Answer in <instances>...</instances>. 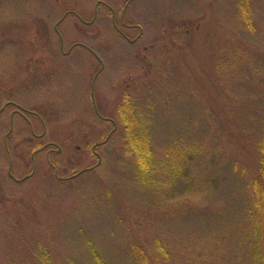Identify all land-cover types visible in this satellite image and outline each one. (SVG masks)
<instances>
[{
  "label": "rangeland",
  "instance_id": "rangeland-1",
  "mask_svg": "<svg viewBox=\"0 0 264 264\" xmlns=\"http://www.w3.org/2000/svg\"><path fill=\"white\" fill-rule=\"evenodd\" d=\"M97 1L0 0V108L11 98L42 119L47 113L49 119L42 124L31 118L29 126L15 117L8 142V122L0 120V222L11 225L0 224V264H37L34 255L42 249L54 264H95V252L107 264H160L154 259L160 238L172 250L164 264H188L191 252L176 250L169 241L189 225L197 231L201 226L187 220L181 198H174L186 190L189 180L195 191L207 185L205 169L213 171L212 167L226 179L211 189L226 212L208 240L229 242L218 247L223 252L216 264H264V221L248 190L260 169V144L256 147L244 138L241 122L230 111L239 101L251 104L250 97L258 96L252 91H264L262 78L256 73L260 84L253 82L246 99L234 103L227 98H232L227 96L230 74L220 73L227 78L225 92L215 70L219 45L231 41L255 49L241 60L246 72L264 68V0H135L126 22H137L145 31L135 46L118 35L110 12L100 8L97 22L79 24L66 38L88 45L102 61L81 47L69 58L44 56L41 33L55 17L48 14L57 6L75 7L88 19ZM103 1L115 7L119 17L128 0ZM52 39L56 41L54 35ZM94 96L106 118L118 116L115 110L125 96L133 98L150 121L153 151L144 137L133 138L132 123L128 131L140 166L134 150L118 135L97 149L102 164L95 173L59 182L99 162L85 141L96 125L102 137L96 143L114 133L112 124L97 119ZM33 129L45 132V140L35 139ZM50 140L58 144L50 156L47 151L35 154ZM218 147L224 150L221 154ZM212 153L217 156L215 165L205 166V157ZM153 161L155 172L150 175ZM232 161L240 162L239 173L230 172ZM184 164L187 169L179 177L177 169ZM10 175L27 177L26 182L17 184ZM236 226L245 231L238 232ZM236 240L242 242L234 245ZM195 260L203 263L196 255Z\"/></svg>",
  "mask_w": 264,
  "mask_h": 264
},
{
  "label": "trees",
  "instance_id": "trees-1",
  "mask_svg": "<svg viewBox=\"0 0 264 264\" xmlns=\"http://www.w3.org/2000/svg\"><path fill=\"white\" fill-rule=\"evenodd\" d=\"M31 7H34V6H31ZM219 46L220 47H219L218 53L220 55V58L218 59V63L215 64L216 74L219 76L216 77L215 74L214 76L216 77L218 83H219V80L223 81L221 82V85L223 86V89L225 90V88L227 87V78L226 76L221 77L220 73L230 74V80H229L230 92L228 93L225 90V92H227V96L232 95V98L227 97L231 99L229 101L235 103L237 102L239 98L246 99L245 94L247 90H250L248 89L250 85L255 81L256 83L260 84L259 79L256 76L257 74L262 78L261 84L264 86V68L263 67L262 68L253 67L252 69L249 68L247 72L243 69L244 63L241 62V60H243L244 57L249 58L251 53L255 50L252 45L244 44L242 42H232L231 41L229 42V44H224V45L220 44ZM239 73H251V74L248 77L241 79V77L239 76ZM218 85H220V83ZM93 91L95 93V85H94ZM254 93H257L258 96L250 97V100H252L251 104L243 105L242 101H239V103L241 104H237V108H235L234 110L231 109L230 111L232 112V116L237 117V119H239L238 122H241L242 131L240 132L242 135H244V138L246 140H250L252 143H255L256 147L260 144L258 147L259 155H260V158H259L260 159V165H259L260 169L258 171V175L249 183L248 190L253 199V206L255 210L257 211L259 219L264 221V116L263 114H260L261 112L264 113V91L263 90L262 92L252 91V94ZM93 99H94L93 107L95 109V114L97 116V119H99L101 122H108L112 124L114 126L113 128L114 133L108 141H105V140L112 133V131L106 138L104 137L105 139L103 140V142L96 143V140H98L99 138H102L101 135L99 137L97 134L99 133L100 127L96 125L95 127L96 130L92 133L90 137L86 138L85 141L91 145L90 148L91 147L93 148L94 145L99 144V147H98V150H99L100 148L103 147L104 144L112 141L114 137L118 135H123L125 139V144L129 146L131 150H134L136 157H137L135 161L138 164V166H140L138 162L139 160L138 155L135 151L137 150L136 145H134L135 141L133 142L132 137L130 136L131 132H129L128 130L130 128V124L133 123L134 124L133 125L134 134L131 133V135L134 136L133 138H136L138 136L144 137V141L149 145L150 150L153 151L151 143H150V140H151L150 132H149L150 121L146 118L145 119L143 118L140 111L134 105L133 98H131L130 96L124 97L123 103L120 104L115 110L118 113V116H114L113 118L112 117L106 118L105 115L101 113V110L99 109L98 104L96 102L97 99L95 98V96ZM125 104L128 105L127 109H123ZM43 120L49 123L47 113L43 112ZM250 120H252V122ZM121 125L123 127L122 132H120L119 130ZM119 133H122V134H119ZM205 147H207V150L209 149L208 146H205ZM218 148L221 154V152H223L224 150L221 149L222 147H218ZM211 156L205 157V162H206L205 166H211V167L213 166L214 164L213 160L217 156H215L214 153H212ZM98 159H99V162L96 165L89 166L91 168H88V169L85 168L84 170L80 171L75 176L69 179H65V178L59 179L58 178V181L66 183L69 181L76 180L86 174L95 173L102 164L101 155L99 156ZM8 160H10L9 157H8ZM216 160L218 164L220 161L218 159ZM223 162L225 163L226 159L223 160L222 163H220V165H222ZM48 163L51 169H53L52 166L50 165L49 160H48ZM153 163H156V161H153L151 163V165L149 166V170L146 169V167L144 168L146 171L147 170L149 171L148 173L150 175L152 172H155V166L152 165ZM239 164H240L239 161H232L231 167L229 169L230 172L233 171V172L239 173V168H242V167H238ZM185 169H187L185 164H184V167H182V169L181 168L177 169L180 172L179 177L183 176L182 172L184 173ZM212 169L213 171H209V169L207 168L205 169V172H206L205 174H207L206 176L207 182H208L207 185H204V186L200 185L197 188L198 190L195 191L193 190L194 187H192L193 181L189 180L191 182L187 186V188H185L186 190H183L181 193L177 191L179 194L175 195V197L177 198H174V200L176 199L178 200L181 198L182 200L181 205L183 206L184 211L186 212L187 220L190 223L195 222L196 226L197 224H200L201 226L200 227L201 230L197 231L195 227H193L194 225H189V227L186 228V231H184V233H179V231L175 232L177 235L173 234L172 238L170 239L171 241H169V243L174 249L178 250L181 247L182 249L184 250L186 249V251L191 252L188 254V257H189V259L187 260L188 264H203V263L204 264H214V263L216 264V259H219L220 257H222L221 252H223L218 247H221V245L226 246L227 244H229L228 241L225 242L222 240L219 243L216 242L215 244H210L208 240L211 236H213L214 231H217L218 223L223 219V217L225 216V212H226V208L224 209L223 207L224 202L221 199H217L221 197H216V194L215 196H212L214 192L211 191V189L215 187L217 189L216 184H219L222 181L226 182V179L224 175H222L223 172H221V170L218 171L214 169V167H212ZM51 171L55 172L56 169L51 170ZM187 172H188L187 177L189 178V176L191 175V171H187ZM176 173L178 174V172ZM185 174H186V171H185ZM10 176H11L12 181H14L17 184L26 182V180L19 182L16 180L15 177H13L12 175ZM244 187L247 188V186H244ZM192 196L196 198L191 199ZM178 202L179 201H177L176 203ZM187 212L189 214H187ZM0 224L2 227H6V228L11 226V225H8L7 223L0 222ZM236 230L241 233L245 231V229L241 228V226L240 227L236 226ZM158 241H160V245L156 247V256L154 257V259H156L160 264H164L163 259H165V255H170L169 253L172 250L169 249L167 245H165L166 243H164V240H162L161 238ZM241 242L242 241L237 242L236 240V243H233V244L238 245ZM195 255L196 257H199L203 261V263H201L200 261L196 262ZM34 256H35L37 264H54L48 251L45 249L36 251ZM94 257H95V264H107L104 261V259H102L96 252L94 253ZM262 260L264 261V252L262 254Z\"/></svg>",
  "mask_w": 264,
  "mask_h": 264
},
{
  "label": "flooded vegetation",
  "instance_id": "flooded-vegetation-1",
  "mask_svg": "<svg viewBox=\"0 0 264 264\" xmlns=\"http://www.w3.org/2000/svg\"><path fill=\"white\" fill-rule=\"evenodd\" d=\"M135 0H128L126 2V5L124 9H122V13H120L119 17L117 16L116 9L112 5H110L107 1V3L103 0L97 1V5L95 9L93 8L90 10L89 15L87 16L88 19L82 16L80 12L75 7H58L53 9L51 13L48 14L49 17L55 16L54 21H52L50 24L52 26L48 27V30L45 28L41 36L47 38L43 40V43H45L42 47L44 50V56H48L50 58L55 57L57 58H69L74 50L77 47H81L85 49L86 51L90 52L94 57H96L99 61H102V59L97 55V53L88 45L84 44L83 42H71L68 41L66 36L69 33H72L73 31L78 30V25H93L98 20L99 14L101 15L100 8H104L108 12H110L111 20L113 21L114 29L118 33V35L126 41L129 45L135 46L140 40L144 39L145 31L141 24L139 23H128L127 21V13H128V7L131 5L132 2ZM55 14V15H54ZM107 14V13H106ZM119 18V20L117 19ZM91 19V21H89ZM133 34L136 33V37H133ZM53 35L56 37V41H53L52 37ZM133 37V38H132ZM47 44V45H46ZM68 47V49H67ZM44 77H46L44 75ZM12 96V94H11ZM11 108L12 110L8 112V109ZM5 115V118L3 117ZM15 117H20L21 119H24V122H26L29 126H32L33 123L31 121V118L33 119H39L42 124H45L42 117L36 113V111L33 110H27L23 108L18 103H15L11 98L7 99L2 107L0 108V120H5L8 122L9 125V131L5 135L4 141L8 142V138L13 134L14 130V119ZM45 126V125H44ZM33 137L37 140L44 139L46 136V133L38 134L33 129ZM45 140V139H44ZM40 142V141H39ZM5 143V142H4ZM57 141H46L39 149H37L35 154L40 151H47L48 156H50L51 152H53V148L57 146ZM61 147V146H60ZM99 147V144H96L92 148V153L95 154L98 158L100 155H98L97 149ZM58 152H60L58 150ZM51 163V162H50ZM10 168L13 169V162L11 160L10 162ZM53 169H56L54 165H51ZM29 177V176H28ZM27 177H24L21 180L25 179Z\"/></svg>",
  "mask_w": 264,
  "mask_h": 264
},
{
  "label": "water",
  "instance_id": "water-1",
  "mask_svg": "<svg viewBox=\"0 0 264 264\" xmlns=\"http://www.w3.org/2000/svg\"><path fill=\"white\" fill-rule=\"evenodd\" d=\"M111 136V135H110ZM110 136L105 140V141H108L109 140V138H110Z\"/></svg>",
  "mask_w": 264,
  "mask_h": 264
}]
</instances>
